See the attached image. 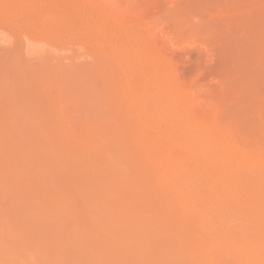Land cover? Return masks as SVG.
Listing matches in <instances>:
<instances>
[{"label": "rangeland", "instance_id": "rangeland-1", "mask_svg": "<svg viewBox=\"0 0 264 264\" xmlns=\"http://www.w3.org/2000/svg\"><path fill=\"white\" fill-rule=\"evenodd\" d=\"M87 23L92 24L93 26H86ZM111 24H115V26H111ZM134 41L144 42L147 45V48L150 49L154 53V55H152L153 57L154 56L163 57V58L170 60V62L172 63L174 71H175V75H176V81L178 83L177 85L179 88L178 92L171 93V94L174 93L173 107L177 111V113H175L177 116L183 114L181 110L185 106L191 105L193 113L196 114L197 116L216 118L219 127L229 131L230 134H232L233 137L236 139V141L240 143L241 145L247 148H250V149H258V148L264 147V0H0V102L4 100L3 102L5 104L3 105L2 102L0 103V137H1L0 138L1 139L0 140L1 142L0 150H3L1 149L2 147L1 145H4L2 148H5L7 151L6 147H8V149H10L11 147L10 151H12L14 146L16 145L15 143H12L13 140L19 138L20 136L21 138L19 139L21 140V142L25 143V145H27V141L29 139L28 142L31 147L34 145L35 149L39 150L40 147H42L44 144L45 145L47 144L46 147H48V149L51 150L52 147L51 145H48L50 144V142L48 143L47 139L50 138V136H53V134H55L54 130H57V129H55L54 126L55 125H57V127L59 126L58 124H55L57 123L56 122L57 120H59L58 123H60V126H61V122L63 124L65 123L69 124L70 121L72 120L75 122V125L77 126V128L81 127L78 130L77 128H75L76 126H74V122L71 121L72 123L69 125H71L70 127H73L72 130H69L71 128L69 126L68 128L66 124L65 126H66L67 131L69 130L68 132H66V129H63L65 126H63L62 129H60V131L64 130L66 134L71 131L69 134L73 135V133L75 132L74 130H77L76 134L78 133V131L81 134L82 129H83V132H86V130H90L91 128L96 129V127L99 126L98 124L100 123L103 124L102 122L105 123L106 121L107 123L105 126L104 124L103 126H101L100 124L101 127L99 126L104 132L103 135L105 137L112 139L115 136V134L117 137L118 133H121V132L123 135L124 133L121 130L120 132L118 131L116 133V127H114V125L115 124L117 126L119 125L118 123L114 122V118H111L112 115L109 113L111 112V110L108 108L109 103H107L110 101L108 100L109 98H107L106 94H103L102 92L103 90L99 91L100 90L99 87H101L99 83H98L99 89L97 88V86L95 88V83L99 80L98 79L97 81H95V79H97L96 76H98L96 75V73L98 74L100 71L99 70L98 72H96L98 70L97 69L98 58L96 59V55L98 54L100 56L101 54V53L99 54L96 48H99V47L106 48V44L116 43V45H121V46L128 48V51H131V50L134 51L136 50V46L133 47L131 45V43H134ZM102 55L103 54H101V56ZM103 57L104 55L102 56V60L104 61ZM100 58L101 57H99V59ZM149 58H151V55ZM95 60H97V62ZM102 60L98 62V63L101 62V66L102 64H104ZM22 61L24 63H22ZM146 65L148 66V68L151 69V66L149 65V63H147ZM25 67H27L25 71L26 76H24V72L22 70L23 68L25 69ZM7 69L9 70L7 71ZM152 69L156 71L157 74L162 73L163 75H165L164 80H165L166 90L172 91L174 88L171 86L170 80H168L169 76L168 74H166L164 70H162L160 64L158 63L157 66H152ZM27 70H29L30 75L27 72ZM26 73L30 76L29 78H27L28 75ZM84 74H86V76ZM99 76H100V73H99ZM24 77L26 78L24 79ZM26 79H30V80L33 79L35 82L31 81L30 83V80L26 81ZM37 80L39 82L41 81V83L43 84L41 83L39 84ZM54 81H56V83ZM27 82L30 83L31 85L28 84ZM89 82L92 85V87H90ZM33 83L35 86L32 85ZM45 84H46V87H45L46 90L44 89ZM41 85H44V86L42 90L40 89L41 90L40 91L38 89L42 87ZM47 85L49 86L47 87ZM31 86L32 88H30ZM37 86H39V88H36ZM84 86L85 88H83ZM47 88L50 90H47ZM94 89L96 90L94 91ZM76 90L79 92H77ZM47 91L50 92L49 96L47 94ZM252 97L254 99L258 98L260 102L253 103L255 100H253ZM46 100H49V102L48 101L46 102ZM5 101H7V103ZM50 101H52V103H50ZM254 104H256V106H253ZM48 105L52 106L51 109ZM104 105H106V109L104 108L105 107ZM62 106L63 108L66 109L65 110L67 111L66 113L64 109L61 108ZM257 106H262V108H258ZM43 107H45V109H43ZM57 108L61 111H59ZM55 109L57 110V112L58 111L60 112L59 116H58L59 113L57 114V112H55L56 111ZM87 110L89 112L91 111L92 116L88 115L89 113ZM107 110L108 111L110 110V111L108 112ZM86 111L87 113L84 114ZM43 112H45L44 113L45 115H48L49 117L51 116L52 122L50 120H49L50 122H47L48 120L46 119H50L48 118V116L46 117V119L44 116H42V118L44 117L45 119L43 120L44 122L41 120L42 119L41 115H44ZM72 113L73 115H71ZM80 113L81 114L83 113V115H81ZM85 115L86 116L88 115V117L90 118L93 117L94 119L92 120L91 118V121L88 124L87 122L89 120ZM52 116L54 117V121L52 119L53 118ZM61 116H62V119H61ZM81 116L85 117L84 120L87 119L86 120L87 122L83 120V122H85L84 124L81 121L83 119ZM79 117L81 118L79 119ZM259 117L263 121V125L257 124L258 122L257 120ZM65 118L66 120L69 121V123L65 122L66 121ZM95 119L98 122H95L94 123L95 125H93V123L91 124V122H94ZM100 120H103V121L101 122ZM248 120H251V121H248ZM78 121L80 122L78 123ZM46 123H49V124L52 123L53 124L52 128L54 129H51V125H48ZM90 124L92 127L90 126ZM81 125L85 126V128H87V126L89 125L91 128L88 126L89 129L87 128L85 130V128ZM186 125L187 124L184 123V125L181 126V130H183L184 132H190L193 130L192 128H189ZM105 127L108 128L106 131H105L106 129ZM118 128L119 127H117V130ZM101 129H99L100 131L98 130L99 132H97V134L101 133L99 135H102ZM51 130H53L54 133ZM87 132L85 133V135L87 134ZM60 133H58L57 135L58 139L54 137L56 139L55 144L57 145H58L57 142L59 141ZM7 134L10 136V138L8 137ZM76 134L73 135L75 138L77 136ZM85 135L79 136L78 134L79 136L78 138L80 137L82 138ZM6 136L8 140L6 139ZM63 137L61 139L64 142L61 139L60 141L63 142L62 145L65 144L64 145L65 147L60 144L61 142L59 143L61 145L60 147H64V148H60L59 150L61 152V155L62 153L64 154L62 155V157L65 156V154H69V155L74 154L73 153L74 148L68 147V145L66 146V143H65L66 140H70L71 138L68 139L66 137L67 139L64 140ZM10 139H11V142H10ZM42 139L46 141L47 143H45ZM6 141L8 143H6ZM37 141L42 142V145L41 143L40 145H38L39 148L36 147ZM33 142H36V143L33 144ZM51 142L53 143V141ZM71 142H73L72 139L68 143L71 144ZM31 143L33 145H31ZM75 143H73V145ZM11 144L12 145L14 144V146H12ZM19 144L20 143H18V146L20 147V145L22 144L20 145ZM29 144L27 146H29ZM25 145L23 146L27 150ZM45 145L39 150L40 154L37 152V157L41 155V157L40 156L39 157L42 159V161L44 160L43 162L46 161L45 156H47L48 158L53 153L51 151V154L49 156H48V152L44 153L47 150V149H44ZM110 145L113 147L114 146L113 142H110ZM30 146L27 151L31 157V154L33 155L34 152L30 151ZM34 146L32 147L33 149H34ZM49 146L51 149L49 148ZM204 146L207 147V145H204ZM74 147H77V146H74ZM84 150H82L83 152L82 151L80 152L82 153L86 152V150L85 151ZM55 151L57 152V150ZM55 151H54V154H56V156L58 157V155L60 154L58 152H57L58 154L55 153ZM202 151L203 152L206 151L205 153H209L212 156L219 155L218 151L209 149V148L206 150H202ZM2 152L0 155H4ZM42 152L44 154H42ZM80 152H77V153H80ZM89 154H91V152ZM8 155L9 153L7 154V156ZM42 155L45 158L44 157L42 158ZM71 155H70V158H68V155L67 157L65 156V158L66 159L68 158V160L70 161V159L73 158V157L71 158ZM79 155L81 156V153ZM91 156L93 155L91 154ZM4 157L6 156L4 155ZM37 157L35 156V159H38ZM52 157H54L53 154L51 158ZM9 158H10L9 160L10 162L8 161ZM12 158L17 159L20 157H16V155L11 156V157L8 156V159H6V164H7V167L10 169H11V166H9L8 164L12 165L14 163L15 164V165L13 164L14 167H18L16 166L15 162H11L13 161ZM31 158H29V161ZM55 158H52V161L53 159L54 161L58 160V159L55 160ZM58 158H61V157H58ZM84 158L87 159L88 156L84 155ZM84 158L83 160L85 161ZM35 159H31V161L28 163H33V160ZM66 159L65 160L63 159V160L66 161ZM73 159H75L74 161H76V159L79 160V156L76 157V154H75V157ZM18 160L21 161V158L15 161H18ZM48 160L46 161L47 163H48ZM27 161L28 160H26L25 165L27 166L29 165V167L27 166L25 167L24 165L23 167L24 169L22 168L23 170L21 171L19 168H17V170L19 169L18 172L19 171L22 172V174H20L22 177L26 174L23 178L22 177L20 178V176L17 173V170L14 172V175H18L19 178H15L14 175L12 176L13 170H11L12 172L9 175L10 177L12 176L14 178L13 180L21 179L22 181L20 183L18 181L17 182L19 183V185H21L22 188L18 186L17 184H15L16 182L14 183L13 180L9 181L11 179L9 176H8L10 178L9 180L6 177H5L6 178L5 180L3 176H0V178L2 179L3 177L2 180L5 181V183H2L3 181L0 179V184H1L0 186L3 187L7 191V194H6L5 190L0 189V192L2 194V196L0 194V211L1 213H3L2 215H0V218H1L0 226L2 227V229L0 227V264H52L55 262H57L55 264H59V262L63 264V262L65 263L66 259L62 260L61 257L64 256L62 258H66L67 256L65 255H68V257H70L71 255L67 254L66 252H63V250L65 251L64 249L65 247L62 248L61 253L63 254L61 255L59 252V247L66 241H67V244L70 242L69 244L71 245L72 243L76 241L75 242L76 244L79 241V240L77 241L78 236L76 237V233L78 232L76 231H79L80 228H78L77 230V228L76 227L74 228V226L75 225L79 226L82 224L84 225V223L87 222L86 217L88 215L91 216L89 213L88 215H86V212L87 210H89V208L87 207L88 208L87 209L85 204L83 203L84 200H80V199L88 192L92 193V195L94 193V197H95L97 196V194L95 193L98 191L95 190V192H93L94 191L93 187L91 188V186H86L87 189L88 187H90L91 191H88L89 189L88 190L86 189L87 193L84 192L83 188H85L86 182L84 184L83 182L84 180H83L81 183H83L84 187L82 188L83 185H80L81 189L80 188L79 189L80 191L81 190L83 191L84 195L81 193L82 196H79L80 197L79 198L76 194L78 195H81V194L77 193L76 192L77 190L74 187H71L70 184H68L69 181L67 180L66 176H70V175L65 174L64 171L62 170L64 169V167H66L67 169V166H64L66 165V162L65 164L60 165L62 166V169L60 166H58L57 168H54L52 170L53 167H51V170H52L50 171L51 176L48 175V178H46L47 176L43 178L45 173L42 170L46 172L45 167L39 168L40 166L37 167L33 165L36 169L38 168L41 169V170L39 169L38 170L42 171V174L44 173L43 176H41L42 174L40 175L41 172L39 173V175L41 176L40 178L42 179L38 180L39 175H37L38 173L36 172H39V171L38 170L34 171L35 170L34 167L30 169L32 164H28ZM42 161L39 160L36 162V164L38 163L39 165V163L40 162L42 163ZM77 162L76 164H79ZM80 162H82V160ZM18 163H21V162H18ZM60 163L62 162H59V164ZM69 163L67 162V164ZM73 163L75 164V162ZM33 164H35V162ZM54 164H56L54 166L56 167L57 163L55 162ZM80 164H81L80 167L84 165L82 163ZM88 164L90 165V163ZM89 165L88 166L85 165L87 166V168L88 167L90 168V169L88 168L89 172L91 171V169L92 170L96 169V166L94 164H92L91 166L92 168ZM72 166H71V169H72ZM78 167L79 165L77 166V168ZM83 167L81 168L82 170H84ZM49 168L50 167H48L47 170ZM25 169H27L28 171L26 172ZM81 169H79V171ZM31 170L34 172H30ZM73 170H75L74 167H73ZM24 171H25V174H23ZM29 172L32 174H30ZM72 172H76V170ZM92 172L93 171H91V173ZM77 173H82V171L77 172ZM91 173H88L87 171L88 175ZM70 174H71V171H70ZM82 174H85V173H82ZM29 175L30 176L32 175L31 178H34L33 175L34 176L37 175V177L34 178L35 180L31 178L29 179L28 178L30 177ZM71 175L73 176L75 175V173ZM76 175L79 176V174H76ZM26 176H27V179L34 181L33 183L35 184H37V182L38 183L43 182L44 181L43 179L46 178L45 182H43V185L41 187V189H44V190L47 189L48 187L47 185H49V183L53 182L51 183L53 185V188L56 187L55 191H58L59 186L57 184L60 183V185H62V182L64 181V179L66 180L65 183L67 182V185H69V187L66 186L65 188H63L64 185H62V188H61L62 191L60 193L62 196L68 195V198L66 197L65 198L66 200H65L62 196H58V197H61L65 201L67 200L70 201L68 206L70 208L71 213L68 212V209H69L68 206H65L64 208L67 207L65 209L66 210L65 214L66 213L68 214V215L66 214L67 216H69L70 214L73 216V214H75V217H73L75 218L73 220L75 225L73 224L72 226L67 225V228L71 226L70 227L71 229L73 228L75 229V230L73 229L71 232L70 230L68 231L70 232V236L75 235L73 236V238L74 237L75 238L71 239L75 241L71 242V240H69L68 242V240L65 239L66 236L65 235L62 236L61 231H59L62 227H64L62 228V231L65 230V226H64L65 224L63 225L57 224L61 220L60 218H62L61 217L62 215H58L56 212L50 211L49 209L50 207L45 208L44 206V205H48V206H52L53 208L54 205H52V203H50L51 205L49 203H42L36 200L34 197H32V196H36L35 190L37 188L35 190L33 189V187L30 190L27 188L25 189L26 191L25 190L23 191V193L25 192L26 196H27V193L31 192L32 195L30 196L33 199L31 198L29 199H31L32 201H30L28 197L27 198L24 197L25 194L23 195V198L21 199H20V197H22L21 195H18L19 197L16 195L15 197L14 194H17V193H13L12 195L11 192H13V190L17 191L16 188L17 189L19 188L18 190L20 189L23 190V186L21 183L24 182V179ZM49 176L50 177L53 176L51 178V180L53 181L50 182ZM79 178H78V181L80 180ZM186 178L187 179L185 181V184H183L181 187L182 190L186 192L187 194H191L192 196L196 198V201L199 204V206L206 212L207 215L213 218L216 230L222 231L224 233L231 235L233 240L239 241V243H242V244L247 243L250 240L252 241V240L260 239L258 237H249L247 235L248 234L247 230L250 227V224L248 223L246 215L242 211H240L238 208L233 206L231 203L222 202L220 195H218L216 192H214L211 189L210 183L201 174L189 172L186 174ZM76 179H77V176H76ZM46 180H47V183L49 182L48 184L46 183ZM86 180L88 181V177L86 178ZM89 180L92 181L90 177H89ZM6 181L8 183L7 185L9 186V188L10 186L12 187L14 186L13 190L7 189L8 186L7 185L5 186ZM70 181H71V178H70ZM90 181H88L87 184L93 185V182L90 184ZM30 182H27L26 185L30 184L29 186H31L32 183ZM9 183H12L13 185H10ZM44 183H46L47 187L45 186ZM40 184H37L39 188H40ZM51 184L49 187L52 186ZM100 187L98 188L103 189V191L105 190L104 189L105 187L101 186V184H100ZM39 188L37 192L39 194L38 197L40 199V194H42L44 198L46 196L45 191L43 190L44 193H42V191H39ZM49 192L50 191L47 192L48 197L46 196L47 201L48 202L49 200L56 201L57 200L55 199L56 195L53 197L54 194L50 192L51 195H49ZM62 192L63 193L66 192V194L63 195ZM8 193H10V196L11 197L13 196L14 199L19 198V200L16 199V201H14V199H12L13 197L11 198L10 196H8L9 195ZM3 194L5 196L6 195L8 196L7 199H4L5 196H3ZM2 197H4L3 200H6V202L5 201L3 202ZM85 197H87L86 199H88L89 204H90L91 199L88 198L89 196L87 195ZM10 198L12 199V201L10 200ZM48 198L50 199L48 200ZM58 199L60 200V202L64 201L60 198ZM93 199L95 200L96 198H93ZM43 200H46V199L44 198L42 199V201ZM94 200H93V203H94ZM35 201H38V202L34 203ZM41 203L43 204V207H41L42 205ZM62 203H64L65 205V202H62ZM66 203H68V201ZM41 208H44L45 214L47 215V217L49 216L47 219H49L50 216L53 215L55 217L59 216L60 220L53 218V216H52V219L54 220L52 221L54 222L55 220H57L58 222L55 221L56 222V223L54 222L55 224L52 223L51 218L50 220H47L45 217V214L41 212L43 211V209ZM54 209H56V207ZM89 211H92V209ZM5 212L6 213L9 212L7 213L8 215ZM91 213H93V211ZM5 214L7 218L6 216H4ZM6 219L8 222L5 221ZM31 219H33V221H30ZM42 219H44L45 221L43 222ZM28 220L30 221V223H27L29 222ZM37 220H38V223H36ZM39 221H40V224H42V226L44 223V227L46 228V230H44L45 234H49L48 229H50V233L53 231V233H51L50 235L54 236V232H56L57 230L58 232H60L59 236L61 235L62 237H64L66 241L65 242L62 241L61 245L59 246L57 245L58 242L56 241L57 240L60 241V239H63V238H61V236L59 237L60 239L58 238L56 239L55 237H52L54 240L56 239L55 242H56L57 247L52 245L54 243H52L53 241L52 239H50L51 238L50 235L48 236L49 240L45 237L47 236L45 234H44L45 238L42 237L43 233H41V230H40L41 225H39ZM47 221L48 223H46ZM64 221L65 223L67 222V220H63V222H60V223H64ZM69 221L70 220H68V223L70 224L73 223L72 220L70 222ZM31 222L36 223L37 226L39 225L40 231L38 230V227L36 228V226H33L34 224H32ZM1 223L5 226L4 228H3V225H1ZM27 224L35 228L34 232L35 230L37 232H40L41 233V234L39 233L40 236L38 235V233H36V236H35V233H33V230L31 227H30L31 229L30 233L31 234L33 233L34 235H30L27 230V227H29V225ZM24 225H27V226H25L24 228L23 227ZM57 225H60L62 227H58ZM85 225L87 227V223ZM95 225L97 224L95 223ZM143 229L144 228H142L141 230ZM82 230L83 229L81 227V234H84ZM143 231L146 232L145 230ZM58 232H56V234H58ZM68 232L66 230V232L65 231L63 232V234L67 235ZM78 234L80 237L81 235L80 232ZM87 234L88 236H90L89 235L90 233H85L84 236ZM99 234L107 235L105 231ZM84 236L81 235V237H84ZM88 236H86L85 238H87ZM141 238H143V236ZM46 239L48 241L45 242ZM160 239H165V236H162V238ZM87 240H89V238ZM91 240L93 239H90L89 243H95L94 240L93 242H90ZM112 240H113L112 242L115 244L114 242L115 239H112ZM142 240H140V242ZM82 241H83V238H82ZM82 241H80V244ZM106 241L109 242V240H106ZM106 241L105 243H107ZM100 242H103V240ZM47 243H49V246H50V248H48L49 251H47V247H48L46 246ZM113 243L112 245H114ZM71 245H69L70 247L67 246V249H71ZM118 245L120 244L117 243V246ZM53 246L56 247V249L55 248L52 249ZM100 246H98L96 249L98 248L100 249L101 248ZM61 247H63V245ZM77 247L75 248L77 249ZM73 248L74 247H72V249ZM110 248L108 249L109 250L108 253L112 254L111 252L113 251V249L111 251ZM51 249H52V253H49L51 252L50 251ZM103 249L104 250L106 249L105 250V253H106L107 248H103ZM103 249L101 251H104ZM53 250L54 252L55 251L59 252L60 254L59 259H58V254H56V256L54 257ZM70 251H68V253ZM75 251L77 252V250ZM211 251L213 250H210L209 252L211 253ZM214 251L217 252V255L219 253V257L218 256H217L218 258L216 257V254H214L215 252H213L212 257L213 258L216 257L217 259H219V262H218L219 264H220V261L223 259H227V260L229 259V262L231 261L230 260L231 258L234 261H237L236 259H240V260L244 259L245 257L243 256L247 254L245 253L243 255V253L241 254L239 252H233V251L224 252V250L221 251V250H216V249H214ZM80 252L78 253V255L80 254ZM87 252L90 253L89 251ZM91 252L93 254V251ZM99 252L100 251H98L97 253L99 254ZM223 252L225 255L223 254ZM81 253L84 254V251ZM120 253L122 252L118 250V254ZM208 253H205L206 256H208ZM226 253L228 255H226ZM96 254H93V256L96 257L98 255ZM114 254L115 253H113V255ZM205 254L200 255V257L198 255L199 259H201L202 256H204ZM78 255L75 253L72 254V256H75L76 258ZM113 255H109V256H113ZM220 255L222 256L223 259L220 258ZM250 255L251 254L248 253L246 255V258L250 257ZM52 256L54 257V259ZM93 256L90 255L91 258ZM236 256H241V257L238 258ZM56 257H57L56 259L57 261L55 260ZM85 257H83V259H85ZM94 257L90 260H88V258L86 257L87 260L90 261L91 263L88 262L86 259L85 260L87 262L80 261L79 259L76 260L73 257L71 258L74 259L73 261H77V262H74L73 264L78 263V262L80 264H92L91 260L93 259L95 260ZM258 257L263 258L264 252L263 253L260 252ZM50 258L51 260H54L55 262L50 261ZM114 258H111V259L113 260ZM205 258H208V257H204V259ZM116 259H114V261H116ZM217 259L216 261H218ZM58 260L60 261L58 262ZM68 260L70 261L71 259H68ZM81 260H82V257H81ZM69 261L66 260L67 264H70L71 261L70 262ZM226 261L224 260L222 261V263L223 262L225 263ZM234 261H232L233 264L234 263L236 264V262ZM131 263L135 264L133 263V261ZM204 263H207V262H204Z\"/></svg>", "mask_w": 264, "mask_h": 264}, {"label": "bare ground", "instance_id": "bare-ground-1", "mask_svg": "<svg viewBox=\"0 0 264 264\" xmlns=\"http://www.w3.org/2000/svg\"><path fill=\"white\" fill-rule=\"evenodd\" d=\"M86 26H93V25L87 23ZM111 26H115V24H111ZM131 45L133 47L136 46V50H134V51L131 50L132 52L128 51V48L121 46V45H116V43H112V44L108 43V44H106V48H102V47L96 48L97 51L99 52V54L101 53L104 55V57H103L104 61L102 60L103 55L101 56V54H100V56L97 54L96 59L98 58V62L100 60H102L104 64H102V66H101V62L98 63L97 60H95L97 62V69H98L96 72H98L100 70L99 71L100 76H99V73L98 74L96 73V75H98V76H96L97 79H95V81H97L99 79L98 80L99 82L97 81L95 83V88H96V86L98 88L99 84H100L101 87H99L100 88L99 91L103 90L102 91L103 94H106L107 98H109L108 100H110V101L107 103H109L108 108L111 110V112H109L110 110L109 111L107 110V111L112 115L111 118H114V122L118 123V125H119V126H117L116 124H115L116 126L114 125V127H116V133L118 131L120 132V130H121L124 133L123 135L121 132V133H118L117 137L115 134V136L112 139L105 137L103 135L104 132L102 131V129L100 127L103 126V124L105 126L107 122L105 121V123H104V122H102L103 120H100L103 123V124H101L99 122L101 124V126H100V124L97 123L100 127L98 125H96V126H98V127L95 126L96 129L91 128L92 123H93V125H95L94 123L98 122L96 119L94 120V122H91V124H90L91 127L88 125L91 129L86 130L87 128L89 129L88 126H87V128H85L86 124L87 123L89 124V122L91 121V118H92V120L94 119L93 117H91V118L88 117V115L89 116L91 115V111L89 112L87 110L89 114L87 116L86 115L85 116L88 118L89 121L87 122L86 121L87 119L84 120L85 117L81 116L83 118L81 121L83 122V120H84L85 122H87L85 124V126H83V125H81V126H83L85 128L86 132L87 131L88 132L85 135L86 132H83V129H82V132L84 134L82 132L80 134L79 131L76 134L77 130H74L75 131L74 133L72 131L73 135L74 134L77 135V136L75 135L76 138L72 134H69L71 131L66 134V132H68L69 130H72L73 127H70L71 125H69V124H71L74 121L71 120L72 122L70 121V123H69V121L66 120V118H65V120H66L65 122L69 123V124L65 123L66 126L67 127L69 126L71 128L67 131L65 124H63L61 122V126H60V123H58L59 120L56 121V119H55V121L57 122L55 124H58L59 126L58 127H57V125L54 126V128L57 129V130H54L55 134H53V136H50V138L47 139L48 143L50 142V144H48V145H51L52 149L49 146V148L51 149V150H49L48 147H46L47 144L46 145L44 144L45 145L44 149H47L46 151L44 150L45 151L44 153L48 152V156H49L51 154V151H52L53 152L52 154L54 155V157H52V158H55L56 154H54V151L57 150V152L60 154V155H58V157H61V158H58L56 156L55 160L58 159L57 161H54V159H53L54 162L52 161V158H51L52 154L48 158H47V156H45L46 157L45 158L42 155V158L44 157L46 159V161L49 158H51L48 160L49 164L46 161L43 162L44 160L42 161V159L40 158L41 155H39L40 154L39 150L44 145L40 148L38 147V145H40V143L42 145V142H38V141H37V143L33 142V144H35V143L37 144L36 147H38L39 150L35 149V146L31 143V145L34 146V149H33L32 148L33 146L32 147L30 146V144L28 142L29 139H28L27 145L29 144L30 151L34 152L33 153L34 156L31 154V157H33V158L30 157V155L27 151L29 146L25 145V143L21 142V140L19 139V138H21V136L15 140H13L12 143H15L16 144L15 146H17V147H15L14 144L13 145L11 144L12 146H14L12 151H10L11 147H10V149H8V147H6L7 151L9 150L7 152L5 148H2L4 145H1L2 146L1 149H3V150H0V154L3 151L2 153L6 157H4V155H0V176H3L4 178L6 177V178H8V180L11 178L9 181L14 179L12 176L14 175V172L17 170V168H19L20 171L23 170L24 169L23 167L26 164V160H28L27 161V163H28L31 161V159H35V156L37 157V152H38L39 153L38 155L40 157L38 156L37 158L39 160H41L42 163L40 162L39 165H38V163L36 164V162L39 161L38 159L33 160V163L35 162V164L28 163V164H32V166L30 165L31 166L30 169H32V167H34L33 165H35L37 167L40 166L39 168H44V167L46 168L45 169L46 172L44 170H42L45 173V174L43 173L44 174V176H43L42 171H39L41 169L38 168L39 169L38 170L34 167V169H35L34 171H37V170L39 171V172H36V173H38L37 175H39V173L41 172L40 175L42 174L41 176H43V178L46 176H47L46 178H48V175L51 176L50 171H52L54 168H57L58 166H60L62 164H65V162H66V165H64V166H67V169L64 166H63L64 169H62V166H60V167L64 171L65 174L72 176L71 174L75 173V175H73L72 177L66 176V178L69 181L68 184H70L71 187H74L77 190L76 191L77 193L83 194V191L87 193V191H86L87 187L86 186H91V188L93 187V190H94V191L92 190L93 192H95V190L98 191L95 193V194H97L98 197L97 196L94 197V193L92 195V193L88 192L85 195L83 194L84 196L81 197V199H80V200H84L83 203L85 204L86 208L88 207L89 210L92 209V211H93V213H91L92 211L87 210L88 208L86 209L87 210L86 215H88V213L91 215V216L88 215L86 217L87 227L85 225L86 223H84V225L82 224L83 226L79 225L83 229L82 232H84V234L90 233L89 234L90 236H88V234L85 236H84V234H81V227H79L78 225L76 226L74 221H73L75 219V218H73V217H75V214H73V216L71 214H70L71 216L70 215L67 216L68 215L67 213H66L67 215L65 214V212H66L65 209L67 207L66 208H64V207L68 206L70 203L69 200H67L68 203H66L67 201H65L66 200L65 198L66 197L68 198V195H64V194H66V192L63 193L64 192V190H63L62 193L64 196H62L60 193L62 191V189H61L62 185H64L63 188H65L66 186L69 187V185H67V182L65 183V181H66L65 179L63 182L66 185L63 182H62V185H60V183L57 184L60 187V188L58 187V191H55L56 187L53 188V185L51 184V183H53V182H51V181H53V180H51V178L53 176L52 177L49 176V180L51 183L48 182L49 185H47L48 187L50 186V184L52 185L51 187H49L51 190L46 186L47 180H46V183H44L45 186L47 187V189H45V190L41 189L43 182H45L46 178L43 179L44 180L43 182H39V183L37 182V184L42 183V184H40V188H39V186L37 184L33 183L34 181L29 180L32 177V175L31 176L29 175L30 176V177H28L29 179H27V176H28L27 175L24 179V182L21 183L23 186V190H21V189L18 190L19 188L18 189L16 188L17 191H14L13 190L14 186L13 187L10 186V188H9V186L7 185L8 184L7 181H6L5 186L7 185L8 186L7 189L13 190V192H11L9 190L12 193V195H13V193H17V194H14L15 197H16V195L17 196L21 195L22 197H20V199L23 198V195L25 194V192L23 193V191L27 188L30 190L32 187L34 190L37 188L35 190L36 193L38 192V188H39V191H42V193H44V191H45V194L47 197H48V195H47L48 191H50L52 194H54L53 197L56 195L55 199H57L58 201L57 200L56 201L49 200L51 198L50 197V198H48L49 202L47 201L46 196L44 197L46 200H43L44 202L42 201V199H44L42 194H40V199L38 197L39 196L38 193L37 194L35 193V195L37 197L36 196H32V197H34L36 200H38L42 203H49V204L52 203V205H54L56 207V209H54L55 208L54 206L52 208V206L44 205L45 208L50 207L49 208L50 211L56 212L58 215H62L61 217L64 218V219L60 218L61 219L60 220L59 216H57V217H55L53 215L50 216L51 221L54 220V219H52V216H53V218L60 220L59 222L57 220H55L56 222H58L57 224H60V225L65 224L64 225L65 230H63V231H62V228H64V227H62L60 225H57V226L62 227L59 231H61L62 236H64V235L66 236L65 239L68 240V242H69V240H71L73 238V236H75V235L70 236V232L75 227L77 228V230H78V228H80V230L76 231V232H78V233L80 232V234L83 235L84 237H81V235L79 237V234L74 232V233H76V237L78 236L77 237L78 239L76 238L77 241L79 240L77 242L78 244L77 243L75 244V242H76L75 240H71V242L75 241L74 243H72L73 246L71 244H69L70 242L67 244V241L64 239V237H62L60 235L61 238H63L64 240L59 238L60 232H58L57 230H56V232H58V234H56V232H54V236L50 235L51 233H53V231L50 233V229H48L49 234H45L44 230H46V228L44 227V223L42 226V224H40V221H39V225H41V229H40L39 228L40 226L39 225L37 226V224H36V223H38V220L36 223H33V222H31V223L34 224L33 226H36V228L38 227V230L39 229L41 230V233H43L42 237L47 235L45 237L49 240L48 236L49 235L51 236L50 239H52V241H53L52 243H54L52 245L57 247V245H59V246L61 245L62 241H64V242L66 241L65 243L62 244L63 247H61L62 245L60 247L59 246L58 247H59V252L61 255L63 254L61 252H62V248H64V247H65L64 248L65 251L63 250V252H66L67 254L71 255V256L69 255L70 257H68V255H65L68 257V259H71L70 260L71 262L67 259V257L66 258H62L64 256L61 257L62 260L66 259L67 261L70 262V264L77 262V261H73L74 259H76V260L79 259L80 261L87 262L88 260L92 259L94 257L93 254H96L98 251H100V252H99V254L97 253L98 255L96 254L97 255L96 257H94L95 260L94 259L91 260L92 264L93 263L94 264H98V263L99 264H108V263L109 264H117V263L118 264H124V263L125 264H128V263L132 264L131 263L132 261L135 264H208V263L209 264H219L218 263L219 259H217L219 257V253L217 255V252H215L214 249L221 250V251L224 250V252L225 251L239 252L241 254L243 253V255L245 253L251 254L250 257H247V258H246L247 254H245V256H243L245 258L241 259V260L234 258L238 262L234 261L232 258L230 259L231 261L229 262V259L228 260L223 259L222 256L220 255V258L223 259V260L220 259L221 260L220 264L224 260L225 261L227 260L225 263L223 262L224 264H228V262H229V264L230 263L233 264L232 261L236 262V264H264V257L263 258H261L262 256L258 257L260 252H262V253L264 252V147L258 148V149H250V148H247V147L241 145L240 143H238L236 141V139L233 137L232 134H230L229 131L219 127L216 118L197 116L196 114L193 113L191 105L185 106L181 110V112H183V114L177 116L175 114V113H177V111L173 107L174 93L173 94H171V93L172 92H178L179 88L177 85L178 83L176 81V75H175V71H174L172 63L170 62V60L163 58V57H159V56L153 57L152 55H154V53L150 49L147 48V45L144 42L134 41V43H131ZM150 55H151V58H149ZM99 57H101V58L99 59ZM22 63H24V62L22 61ZM147 63H149V65L151 66V69H152V66H157L158 63L160 64L162 70H164L166 72V74H168V76H169L168 80H170L171 86L174 88L172 91L166 90V85H165V80H164L165 75H163L162 73L157 74L156 71L148 68V66L146 65ZM24 66H26V65H24ZM98 67L99 68L102 67V68L99 69ZM10 68H11V66H10ZM26 69H27V67H25V69L24 68L22 69L24 72V76H26L25 75ZM2 70H4V69H2ZM2 70H1V72H2ZM8 70L9 69H7V71ZM27 72L29 73V70H27ZM93 74H95V73H93ZM29 75H30V73H29ZM29 75L27 76V78L30 77ZM84 75L86 76V74H84ZM25 78L26 77H24V79ZM31 78H32V76H31ZM33 78H35V77H33ZM14 80H15V78H14ZM28 80H30V79H26V81H28ZM31 81L33 82L34 80L31 79L30 83H31ZM100 81H101V83H100ZM54 82L56 83V81H54ZM54 82H53V84H54ZM92 82H93V80H92ZM30 83H28V84H30ZM40 83H41V81L39 82V84ZM41 84H43V83H41ZM89 84H90V82H89ZM14 85H15V83H14ZM32 85H34V83ZM41 86H42L41 88H39V86H37L36 88H39L38 90H40V89L42 90L44 85H41ZM48 86L49 85H47V87ZM45 87H46V84L44 86V89H45ZM90 87H92L91 84H90ZM30 88H32V86ZM83 88H85V86ZM53 89H54V87H53ZM75 89H76V87H75ZM47 90H50V89L47 88ZM95 90L96 89H94V91ZM89 91H87V92H89ZM77 92H79V91H77ZM254 92H252V93H254ZM49 93L50 92L47 91L48 96H49ZM71 93H72V91H71ZM256 96H258V95H256ZM110 97H111V99H110ZM1 99H2V97H1ZM253 100H255L253 103L260 102V100L258 98H255V99L253 98ZM3 101H1V102L3 103V105H5ZM47 101L49 102V100H46V102ZM5 102L7 103V101H5ZM50 103H52V101H50ZM59 103H61V102H59ZM106 105H104L105 109H106ZM41 106H43V105H41ZM48 106L51 109L52 106H50V105H48ZM57 106H58V104H57ZM253 106H256V104H254ZM257 107L262 108V106H257ZM61 108H63V106ZM43 109H45V107H43ZM63 109H64V111L66 110L65 108H63ZM59 111H61V110H59ZM59 111L58 112H57V110L55 111V112H57V114L59 113L58 116L60 115ZM87 111L84 114H86ZM66 112L67 111H65V113ZM44 113L45 112H43V114ZM65 113H64V115H65ZM78 114H79V112H78ZM64 115H63V117H64ZM71 115H73V113ZM81 115H83V113ZM42 116H44L46 119V117L48 115H45V114L41 115V118H42ZM77 116H79V115H77ZM44 117L41 119L42 121L45 120ZM81 117H79V119ZM48 118H50V119H46V120H48L47 122H50V121L52 122L51 116L50 117L48 116ZM55 118H56V116H55ZM52 119L54 121V117ZM58 119H60V118H58ZM61 119H62V116H61ZM248 121H251V120H248ZM257 121H258L257 124L263 125V121L261 120L260 117L258 118ZM79 122L80 121H78V123ZM85 122H83V124ZM184 123L187 124L186 125L187 127L192 128L193 130L190 132H184L183 130H181V126L184 125ZM46 124L51 125V129H54V128H52L53 127L52 123L51 124L46 123ZM63 126H65L63 129H66V132H64V130H61L62 132L60 131V129H62ZM72 126H73V124H72ZM74 126H76L75 122H74ZM107 127H105L106 129L104 128L105 131L108 129ZM117 127H119L120 129L118 128V130H117ZM75 128H77V126ZM79 128H81V127H79ZM79 128H77V129L79 130ZM97 128L101 129L102 135H99L101 133L97 134V132L100 131ZM51 131H53V130H51ZM54 131H53V133H54ZM57 132L60 133L59 134L60 135L59 141L57 142L58 145L55 144L56 139H58V136H57L58 133ZM78 134H79V136H83V135H85V136L82 138L81 137L78 138L79 137ZM15 136H17V135H15ZM8 137L10 138L9 135H8ZM54 137H56V139ZM62 137L64 140L67 138L68 139L71 138L73 140V142H71V144L68 143L71 141V139L66 140L65 141L66 146L68 145V147L74 148V152H73L74 154H72L73 156L70 154L71 158L72 157L74 158L75 154H76V157L79 156V160L80 161L82 160V162L77 160L78 158L76 159V161H74L75 159H73V158L70 159V161H69L68 160V158H70L69 154H65L66 157L68 155L67 159L65 158V156H63L64 158L62 157V155H64V154L62 153V155H61V152L59 151L60 148L65 147L64 146L65 144L62 145V143L64 142L61 139ZM6 139L8 140L7 136H6ZM11 139H10V142H11ZM53 139H55V140H53ZM60 139L63 142L60 141ZM51 141H53V143ZM44 142L47 143L46 141H44ZM75 142H77V143H75ZM110 142H113V144H114L113 147L110 145ZM6 143H8V142L6 141ZM6 143H4V144H6ZM18 143H20V144L23 143V144L22 145L19 144L20 145V147H19ZM59 143L64 147H60L61 145ZM73 143H75L76 145L75 144L73 145ZM0 144H1V142H0ZM23 145L26 146L27 150L25 149V147ZM204 145H207V147H205ZM53 146L55 149L53 148ZM74 146H77V147H74ZM76 148H78V149H76ZM208 148L218 151L219 155L212 156L209 153H205L206 151H204V152L202 151V150H206ZM84 149L86 150V152H84V153H86L87 155L82 153L83 152L82 150H84ZM80 151H82V152H80ZM57 152L55 151V153H57ZM77 152H80L81 156L79 155L80 153H77ZM90 152L93 156H91V154H89ZM5 153H7V154L9 153L8 156H10V157L16 155V157L21 158V161L20 160L15 161V160L20 159V158H17V159H14L15 157L12 158L13 161H11V162H15L16 166H18V167H14V165H15L14 163H13L14 165L8 164L9 166H11V169L7 167L6 159H8V156ZM44 153L42 152V154H44ZM82 154H84L85 156H88V158L85 159L86 157L84 158V155H82ZM45 155H47V154H45ZM29 158H31L30 161H29ZM62 158L64 160L66 159V161H64ZM83 158L85 159V161L83 160ZM9 160H10V158L8 159V161ZM86 160H87V162H86ZM58 161L62 162V163L59 164ZM18 162H21V163H18ZM55 162L57 163L56 167H54L56 165V164H54ZM67 162L68 163L70 162L71 164L70 163L67 164ZM73 162H75V164ZM76 162L79 164H76ZM80 163L84 164V165H82V167L84 166L83 167L84 170L81 169L82 167H80L81 166ZM88 163H90V165ZM91 163L96 166V169L93 168L95 170L91 169V171H93L92 172L93 174L91 173V171L89 172L90 168L89 167H88L89 169L87 168L88 165L90 167L92 166ZM78 165H79L78 168L81 169L80 171H82V173H85V174L77 173V172H80L79 169L77 168ZM85 165H87V166H85ZM94 165H93V167H94ZM12 166L14 169L12 168ZM26 166L27 165H25V167ZM71 166H72V169H71ZM27 167H29V165ZM48 167H50L48 169L49 171L47 170ZM51 167H53L52 170H51ZM73 167L76 170V172H72V171H75V170H73ZM11 170H13V174L10 177L9 175L12 172ZM18 170H17V173L21 178L22 176L20 174H22V172L19 171L20 172L19 173ZM25 170L27 172L29 170V168H28V170L27 169H25ZM34 171L31 170L30 172H34ZM47 171H48V173H47ZM66 171H67V173H66ZM70 171H71V174H70ZM84 171H86V172H84ZM87 171H88V173H91V174L88 175ZM189 172L201 174L210 183L211 189L214 192H216L218 195H220L222 202L231 203L233 206H235L240 211H242L246 215L248 223L250 224V227L247 230V233H248L247 235L249 237H258L260 239L252 240V241L250 240L249 242L242 244V243H239V241L233 240L231 235L224 233L222 231L216 230L213 218L211 216L207 215L206 212L199 206V204L197 203L196 198L194 196H192L191 194H187L181 188L182 185L185 184V181L187 179L186 174ZM46 173H47V175H46ZM23 174H25V171ZM30 174H32V173H30ZM76 174H79L80 178ZM18 175H14V177L19 178ZM37 175L36 176L33 175V177L35 178V177H37ZM40 175H39V178L41 177ZM76 176H77V179H76ZM83 176L85 179L83 178ZM3 177H2V179H3ZM87 177H88V181H90L89 177L92 179V181H90V184L95 179L93 182V185L87 184L88 183V181L86 180ZM6 178H5V180H6ZM34 178H31V179H34ZM39 178H38V180L42 179V178H40V179ZM70 178H71V181H70ZM78 178L80 180L81 179L82 180L78 181ZM27 180H29V181H27ZM72 180H74L76 182H74ZM2 181H1L2 183H5L4 180H2ZM13 181H14V183L16 182L15 184H17L18 186L21 187V185H19V183L22 181L21 179H19V180L15 179ZM82 181L84 182V184L86 182L85 188H83L84 185H83V183H81ZM27 182H30L33 185L32 184H31V186H29L30 184L26 185ZM95 182L98 185H96ZM12 183H9V184L13 185ZM24 183H25V185H24ZM100 184H101V186L105 187L104 191H103V189H100L101 188ZM80 185H83L82 186V188L84 189L83 191L82 190L80 191V189H81ZM2 186H3V184H2ZM11 187H12V189H11ZM98 187H100V188H98ZM0 189L5 190L3 187H1ZM52 189L54 192L52 191ZM88 189H87L88 191H91L90 187H88ZM20 191L22 192V194ZM27 192H29V191H27ZM50 192H49V195H51ZM2 193H3V191H2ZM29 193H27V196L25 194L24 197H26V198L28 197V199L31 198L30 195H32V194H31V192H29ZM0 194H1V192H0ZM6 194H7V191H6ZM8 194H9L8 196H10V193H8ZM82 194L81 195L76 194V195L79 197V196H82ZM87 195L89 196L88 198L91 199L90 202L92 203V205H91V203L89 204L88 199H86L87 197H85V196H87ZM1 196H2V194H1ZM3 196H5V195L3 194ZM8 196L6 195L5 198L2 197V200H3V198L7 199ZM58 196H62L65 200L62 199L61 197H58ZM91 197L96 198L95 199L96 201ZM11 198H10V200L12 201V199H14V197L12 199ZM58 198H60L64 201L60 202V200ZM16 199L17 198H15L14 201H16ZM31 199H33V198H31ZM31 199H29V200L32 201ZM92 199L94 200V203H93ZM8 200H9V198H8ZM17 200H19V198ZM4 201L6 202V200H3V202ZM38 201H35L34 203H37ZM86 201H88V202H86ZM62 202H65V205ZM141 203L144 205H142ZM88 204L90 207L88 206ZM41 207H43V204L41 205ZM68 208H69V206H68ZM41 209H43V211H41V212H43L45 214L44 208H41ZM49 209H48V211H49ZM68 212H70V208L68 209ZM0 213H1V211H0ZM7 213H9V212H7ZM2 214L3 213H1L0 215H2ZM6 214L4 216H6ZM92 215H93V217H92ZM64 216H66L67 218ZM41 217H43V216H41ZM45 217L47 219L49 216L47 217V215L45 214ZM89 217L90 218L92 217V218L90 219ZM6 218H7V216H6ZM50 218L47 220H50ZM88 218L91 222L88 220ZM44 219H42L43 222L45 221ZM63 220H67V222L65 223V221H64V223H60V222H63ZM68 220H70V221L72 220L73 223H71V224L68 223ZM94 220H95V222H94ZM5 221L8 222L7 219ZM30 221H33V219H31ZM30 221L27 223H30ZM88 221L92 224H90ZM54 222L52 221V223H54ZM41 223H42V221H41ZM46 223H48V221ZM95 223L97 225H95ZM72 224L75 225L73 229L70 228L72 226ZM1 225H3V224L1 223ZM5 225H6V223H5ZM27 225H29V224H27ZM27 225H24L23 227L25 228V226H27ZM67 225H71V226L70 227L68 226L69 228H67ZM4 227L5 226L3 225V228ZM30 227H31V225H29V227H27L28 233L30 235H34L33 233H35V236H36V233H38V235L40 236L41 233L37 232L36 230L34 232L35 228H33V227H31L33 230V233L31 234L30 233L31 232ZM89 227H91V228H89ZM142 228H144L143 230H145L147 233L144 232L143 230H141ZM1 229H2V227H1ZM66 230H67V232L70 230V232H68L67 235L63 234V232L64 231L66 232ZM4 231H5V229H4ZM104 231L106 232L107 235H103V234L100 235L99 234V233H102ZM143 233H145V234H143ZM55 234H56V236H55ZM68 234H69L70 238H69ZM144 235H146V236H144ZM86 236H88V237L85 238ZM105 236H107V237H105ZM142 236H143V238H141ZM162 236H165V239H160V238H162ZM52 237H55L56 239L57 238L60 239L61 242L57 240L56 242H58V244L56 245V242H55L56 239L54 240ZM82 238H83L84 243L82 241ZM88 238H89V240L93 239L95 243H89V240H87ZM47 239L45 240V242L48 241ZM84 239H86V240H84ZM112 239H115L114 242L116 245L112 242L113 241ZM93 240H91L90 242H93ZM102 240H103V242H100ZM106 240H109V242H107ZM140 240H142L141 241L142 243L140 242ZM80 241H82L81 244H80ZM96 241H97V243H96ZM105 241L107 243H105ZM111 242L114 245H112ZM116 242L120 245L117 246ZM69 245H71V249H67V246L70 247ZM77 245L79 248L77 247ZM91 245L94 247H92ZM46 246H48L47 251H49L48 250V248H50L49 243H47ZM54 246L52 247V249L53 248L56 249V247H54ZM98 246L101 247L100 249L98 248L99 250L96 249ZM110 246H111V248H110ZM72 247H74V248L77 247V249L76 248L72 249ZM60 248H61V250H60ZM103 248H107L106 253H105L106 249L104 250ZM109 248L111 249V251L113 249V251L115 250L116 252L110 251L112 254L108 253ZM52 249L50 250L51 252H49V253H52ZM66 249H67V251H66ZM82 249L84 251L85 256L88 255V256H86L88 258V260L84 256V254L81 253V252H83ZM102 249L104 251H101ZM116 249H118L122 253L118 254V250H116ZM54 250H53V252H54ZM75 250H77V252ZM210 250H213V251H211V253H210L209 252ZM68 251H70V252L68 253ZM72 251H73V253H72ZM85 251L86 252L89 251L90 253L87 252L88 253L87 254ZM91 251H93V254ZM59 252L55 251L53 253L54 257L56 256V254H58V259H59L60 258ZM79 252H80L79 255L82 254L81 256L78 255ZM208 252L212 255H210ZM213 252H215L214 254H216V257L218 256L217 258L212 257ZM224 252H223V254H224ZM66 253H64V254H66ZM74 253L78 255L77 258L75 257L76 255L72 256V254H74ZM102 253H104V254H102ZM113 253H115L114 255H116V256H114ZM205 253H208V256H206ZM203 254H205L204 256H202L203 259L202 258L199 259L200 255H203ZM228 254H229V252H228ZM228 254L226 253V255H228ZM90 255L93 257L91 258ZM109 255H113V256H109ZM120 255H122V256H120ZM198 255H199V257H198ZM234 255H235V253H234ZM117 256L120 258H118ZM54 257H53V259H54ZM71 257H73V258L75 257V258L73 259ZM81 257H82V260H81ZM83 257H85V259L87 261L85 259H83ZM114 257H116L118 260ZM204 257H208V258L204 259ZM210 257H212V258H210ZM236 257L239 258L241 256H236ZM51 258H50V261L55 262L54 260H51ZM111 258L116 259V261H114V259L112 260ZM56 259H57V257L55 258V260ZM110 259L114 262H112ZM206 259H207V261H206ZM216 259L218 261H216ZM66 260H65V263L63 261H61V262H63V264H67ZM59 261L60 260H58V262ZM88 262H90V261H88ZM204 262H207V263H204ZM55 263H57V262H55ZM55 263H52V264H55ZM59 264H62V263L59 262ZM75 264H80V263L78 262Z\"/></svg>", "mask_w": 264, "mask_h": 264}]
</instances>
